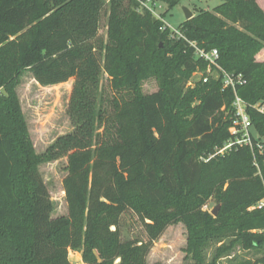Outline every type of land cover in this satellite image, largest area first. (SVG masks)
<instances>
[{"label":"trees","instance_id":"1","mask_svg":"<svg viewBox=\"0 0 264 264\" xmlns=\"http://www.w3.org/2000/svg\"><path fill=\"white\" fill-rule=\"evenodd\" d=\"M151 1L171 11L181 0ZM221 2L173 38L137 0H0V264H72L70 252L87 264H147L178 223L195 264H206L217 245L211 264L237 247L262 255L249 264H264V154L234 147L216 155L234 138L236 94L221 77L188 87L208 67L191 44L217 50L225 72L247 79L236 93L264 140V115L252 108L264 102V62L256 58L264 10L257 0ZM27 73L43 88L75 81L73 131L42 155L17 91ZM152 79L158 91L145 95ZM63 159L68 214L54 219L40 167ZM211 200L221 205L217 217L205 209ZM128 211L142 238L123 240Z\"/></svg>","mask_w":264,"mask_h":264},{"label":"rangeland","instance_id":"2","mask_svg":"<svg viewBox=\"0 0 264 264\" xmlns=\"http://www.w3.org/2000/svg\"><path fill=\"white\" fill-rule=\"evenodd\" d=\"M259 1V5L261 4L262 6H260L263 9L264 0ZM221 4V0H181L179 5L171 11H167L168 6L161 2L151 4V7L154 9L153 15L155 18L161 19L172 29H179L186 21L184 9L190 10L195 15L200 10L212 12ZM107 28L108 12L102 17L100 38H107ZM263 54L264 49L257 55V60L263 61ZM259 55L260 57H258ZM203 74L202 72L194 74L188 87L194 88L201 81ZM74 82V79H72L58 87L43 88L36 83L31 73H27L17 90L38 155L46 153L59 137L73 131L68 117V107ZM108 84V77L104 75L103 85L108 87ZM142 89L145 95L157 92L156 80L152 79L144 82ZM67 162V159H63L40 167V172L55 205V211L52 215L54 219L68 214V205L63 187V181L67 176ZM216 206L215 200H211L205 209L212 213ZM120 230L123 240L142 238L144 235L143 225L138 216L132 211H128L122 216ZM220 246H213L207 251L206 264L212 263L216 250ZM187 247L188 231L186 226L183 223L172 225L155 243L147 264H195L188 256ZM261 257V254L253 250L245 251L237 247L228 256L218 259L216 264H249L256 262ZM69 259L72 264H87L83 260L82 252H70Z\"/></svg>","mask_w":264,"mask_h":264},{"label":"built area","instance_id":"3","mask_svg":"<svg viewBox=\"0 0 264 264\" xmlns=\"http://www.w3.org/2000/svg\"><path fill=\"white\" fill-rule=\"evenodd\" d=\"M137 1L141 3L143 9H147L151 13H154L151 4H155V2L151 0L146 2L143 0ZM170 29L173 32V38H183L179 29ZM191 45L196 48V57L202 59L208 65L206 73L201 76V80L204 83H207L211 77H221L223 88L232 89L236 94V99L233 104L236 110V117L233 127L231 128V134L234 138L222 149L218 150L216 155H224L234 147H250L252 150L256 147L264 154V140L261 139L250 120L247 113L248 105L236 93L238 87L247 85V79L242 74L237 75L225 72L219 65L220 54L217 50L206 51L197 48L194 44ZM252 108L258 113L264 115V102H259ZM262 206H264V200L258 205V207Z\"/></svg>","mask_w":264,"mask_h":264},{"label":"water","instance_id":"4","mask_svg":"<svg viewBox=\"0 0 264 264\" xmlns=\"http://www.w3.org/2000/svg\"><path fill=\"white\" fill-rule=\"evenodd\" d=\"M184 12H185L186 21H189L194 17L193 13L190 10L184 9ZM155 21H156V19H155ZM220 209H221V205L216 206V208L212 211L211 214L214 217H217Z\"/></svg>","mask_w":264,"mask_h":264},{"label":"crops","instance_id":"5","mask_svg":"<svg viewBox=\"0 0 264 264\" xmlns=\"http://www.w3.org/2000/svg\"><path fill=\"white\" fill-rule=\"evenodd\" d=\"M258 3H260V1L258 0ZM261 5V4H260ZM262 6V5H261ZM264 9V8H263ZM263 57H264V54L262 55ZM258 57H260V55L258 56ZM258 61H260V62H264V60L263 61H261V60H258Z\"/></svg>","mask_w":264,"mask_h":264}]
</instances>
